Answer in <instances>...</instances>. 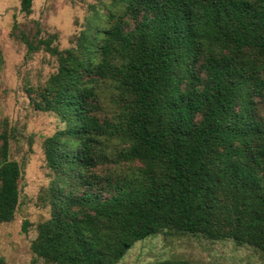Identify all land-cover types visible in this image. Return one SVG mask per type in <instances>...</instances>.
Segmentation results:
<instances>
[{
	"label": "trees",
	"instance_id": "1",
	"mask_svg": "<svg viewBox=\"0 0 264 264\" xmlns=\"http://www.w3.org/2000/svg\"><path fill=\"white\" fill-rule=\"evenodd\" d=\"M21 38L57 58L31 99L64 124L44 140L53 177L38 257L116 264L170 232L264 252V0H111L66 49ZM10 148L3 130L0 225L20 197Z\"/></svg>",
	"mask_w": 264,
	"mask_h": 264
},
{
	"label": "rangeland",
	"instance_id": "2",
	"mask_svg": "<svg viewBox=\"0 0 264 264\" xmlns=\"http://www.w3.org/2000/svg\"><path fill=\"white\" fill-rule=\"evenodd\" d=\"M110 4L111 0H33L31 12L25 13L21 0H0V132L11 133L10 157L22 166L14 219L0 225V256L7 264H55L38 257L32 242L37 225L51 212L45 192L53 172L46 164L44 140L64 126L54 112L36 110L31 99L38 97V90L57 70V58L43 47L28 52L21 33L34 43L47 39L66 49L92 16L106 14ZM26 221L27 230L23 228ZM166 259L264 264V252L231 238L170 232L137 241L116 264H153Z\"/></svg>",
	"mask_w": 264,
	"mask_h": 264
}]
</instances>
